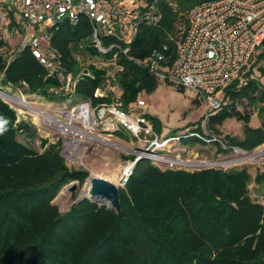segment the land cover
<instances>
[{"label":"trees","instance_id":"16d2710c","mask_svg":"<svg viewBox=\"0 0 264 264\" xmlns=\"http://www.w3.org/2000/svg\"><path fill=\"white\" fill-rule=\"evenodd\" d=\"M141 1L153 5L160 19L156 24L138 25L127 55L116 48L103 54L94 47L86 18L77 25L64 21L51 29V45L62 53L61 69L79 78L72 95L64 92L62 81L49 75L29 49L9 64L0 52V85L53 102L73 97L75 102L90 99L93 105L110 102L117 96L111 91L95 96L109 68L85 64L89 57H100L120 67L112 83L128 108L141 92H151L159 83L137 62L160 51L172 63L190 27L188 12L212 0ZM102 42L108 46L120 41L103 37ZM3 45L0 36V49ZM263 58L264 51L258 61ZM259 70L264 74V66ZM245 81L225 88L231 104L211 117L208 128L220 134L217 125L224 119H242L244 136H226V143L251 151L264 143V86L254 78L253 67ZM242 100L258 106L261 126L248 125L249 114L237 107ZM0 120L5 121L0 131V264H264V204L251 196L248 168L255 166V182L264 183V162L226 170H189L162 168L140 158L120 189L119 213L87 197L78 198L62 212L53 203L58 192L72 180L83 183L86 175L62 178L75 168L62 155L61 141L42 139L43 150L30 144L37 138L36 127L18 120L17 110L1 97ZM151 121L160 134L159 125ZM197 130L203 132L201 126ZM195 142L204 143L196 137L183 139L187 145Z\"/></svg>","mask_w":264,"mask_h":264},{"label":"built area","instance_id":"2783aa9c","mask_svg":"<svg viewBox=\"0 0 264 264\" xmlns=\"http://www.w3.org/2000/svg\"><path fill=\"white\" fill-rule=\"evenodd\" d=\"M188 16L190 27L179 43L172 63H168L167 56L160 51H154L137 63L158 81L176 85L201 101L205 120L200 125L203 132L195 127L183 135L162 138L153 122L145 117L146 102L140 98L128 108L119 96L96 105L90 99H84L69 110L52 113L25 100V105L19 104L11 99L18 97L6 90L11 95L5 94L1 98L12 106L14 103L43 112L34 114L43 117V126L57 129L64 135L61 153L71 163L85 138L101 139L92 132L97 126H102L105 131L124 130L132 134L143 146L141 158L157 165L165 164L168 168L226 170L263 162L264 143L251 151L229 145L209 131L208 121L222 108L225 88L234 81L245 82L247 72L264 45V0H212L192 8ZM82 18L89 21L93 46L101 53L116 48L127 55L138 25L156 24L160 14L153 5H146L141 0H0V36L4 41L0 52L5 54L9 64L17 54L29 49L49 75L62 81L64 92L72 95L79 78L61 69L62 53L51 45V29L64 21L77 25ZM103 37H116L122 43L113 42L107 46L102 42ZM115 77L108 73L95 96H106L109 88L114 86ZM14 108L19 116L20 108ZM60 121L63 125H59ZM191 137L206 144L219 143L223 151L212 159H184L162 154L172 142ZM92 144L97 146V143ZM130 163L133 165V160ZM127 173H124L123 181L128 179Z\"/></svg>","mask_w":264,"mask_h":264},{"label":"rangeland","instance_id":"374dc122","mask_svg":"<svg viewBox=\"0 0 264 264\" xmlns=\"http://www.w3.org/2000/svg\"><path fill=\"white\" fill-rule=\"evenodd\" d=\"M43 30L44 28H42V31ZM16 38L18 37H15L14 39ZM263 51L264 45L261 47L258 55H256L252 67L254 78L264 86V74L259 70L260 66H264V58L260 60L261 62L258 61V56ZM90 63L109 68V74L111 77L116 76V73L119 70L118 66L113 64V62L105 61L100 57L87 58L85 64ZM158 82V85L153 91L141 92L140 99H143L146 102V107L144 108L146 114L145 117L150 120L152 119L159 125L160 133H164V135H183L186 130H192L194 127L198 128L205 121L203 120L204 110L202 104L196 100L194 94L188 93V91L165 81ZM0 87L14 94L18 98L31 103L34 107L51 113L56 110H69L80 101L77 99L75 102L74 97L62 102L47 101L40 95L22 93L20 89H11L10 87L4 88L1 85ZM109 89L111 92L119 96L118 94L120 91L116 85H114L112 89ZM13 106L20 108V111H18V120L25 119L37 127V138L33 142V145L36 148L41 149L40 144L42 139H48L52 142L63 140L64 135L61 134L59 130L47 128L42 125V121H44L42 116L35 115L34 112L28 108L25 109V107H20L17 104L13 103ZM237 107L241 113H254L253 107L250 106L246 100L238 101ZM217 127L219 132L224 135L230 134L232 131L242 132L244 121L235 116H231L224 119L222 123L217 125ZM120 131L124 132L125 135L123 137L117 136L116 133L112 131H105L102 126H97L96 130L92 132L99 136L101 141H93L92 138L87 137L84 139V142L79 145V149L75 152L76 157L72 159V163L69 161H67V163L72 168L88 171L90 176L86 177L83 183H80L78 180H72L62 187L53 201L54 204L58 205L60 211L63 212L68 209L70 204L78 198L88 196V186L91 177L97 176L104 178L116 185H120L123 182L124 169L129 166L128 163L132 161L131 159H128L127 156L134 155L130 150L124 148L142 149L143 146L140 141L133 137L132 134H129L124 130ZM92 142L97 143V146L93 145ZM183 145V143L178 141L172 142L170 147L162 151V154L170 157L194 159L192 156H189L190 153H188V151L190 148L184 147ZM245 165L249 166L251 164ZM159 166L162 168L166 167L165 164H160ZM248 168L252 179L251 196L253 199L264 204V183L257 184L255 182L257 171L255 166H250ZM187 169L194 170L199 168L188 167ZM73 182L76 184V190L74 192L68 189L69 184H72Z\"/></svg>","mask_w":264,"mask_h":264},{"label":"water","instance_id":"95a60500","mask_svg":"<svg viewBox=\"0 0 264 264\" xmlns=\"http://www.w3.org/2000/svg\"><path fill=\"white\" fill-rule=\"evenodd\" d=\"M84 73H87V69H84ZM0 97L4 96L5 94L11 95L9 92H6L3 88L0 87ZM144 151L142 149H131L130 152L135 155V159L133 160L132 168L129 170L127 174H131L136 162L142 157L140 152ZM84 173L86 177L90 176V173L86 170L82 169H73V170H67L63 175L64 177H72L77 174ZM90 184L88 186V196L87 198L95 202L97 204H107L111 208H113L117 213L121 211V204L119 200V192L120 189L124 186L125 182L124 180L120 185H116L104 178H100L97 176L90 178ZM68 189H70L72 192L76 190V184L73 182L72 184H69Z\"/></svg>","mask_w":264,"mask_h":264},{"label":"crops","instance_id":"0c3cea01","mask_svg":"<svg viewBox=\"0 0 264 264\" xmlns=\"http://www.w3.org/2000/svg\"><path fill=\"white\" fill-rule=\"evenodd\" d=\"M239 84H243L244 85V84H246V81L243 82V83H239ZM120 93L121 92H119L118 95H120ZM196 100L199 103H201V101L197 97H196ZM228 104H231V100H230L229 97L226 96L225 90H224L223 95H222V107L226 106ZM202 107H203V105H202ZM252 107H253V110H254L253 114L252 113H243V114H249L248 125L251 126V127L256 128V127L261 126V117H260V114L258 112V106H252ZM217 112H214L213 115H215ZM210 120H211V118L209 119V121ZM244 126H245V123H244ZM36 129H37V127H36ZM194 129H195V127L192 128V130H194ZM208 129H209V131L212 134H214L215 136L219 137L221 140H224V142H228L227 139H226V136H232V137H238V138H242L244 136V128H243L242 132L241 131L240 132L232 131L230 134H227V135H224L222 133L217 134V133H215L213 131V129H211V128H208ZM172 134H174V133H172ZM160 135L162 136V138H165L167 136H171V134L164 135V133H160ZM176 135H178V134H176ZM25 139L27 140L26 137H24V140ZM181 143H183V140L181 141ZM30 144H33V142H31ZM183 144H184L183 145L184 147H189L190 148V150L188 151V153H190L189 156H192L194 159H212V158H215L219 154L222 153V151L221 152L219 151V146H218L217 143L206 144V143H202V142H195V144H193V145H187L185 143H183Z\"/></svg>","mask_w":264,"mask_h":264},{"label":"bare ground","instance_id":"6f19581e","mask_svg":"<svg viewBox=\"0 0 264 264\" xmlns=\"http://www.w3.org/2000/svg\"><path fill=\"white\" fill-rule=\"evenodd\" d=\"M0 90H2V89H0ZM11 99H13L14 101H16L17 103H19V104H22V105H25V102L22 100V99H20V98H15V97H11ZM28 106V105H27ZM30 108V110H32L34 113H37V112H39V113H43V112H41V111H39V110H37V109H34L33 107H29ZM33 108V109H32ZM26 109V108H25ZM34 116V115H33ZM47 117V116H46ZM48 117H50V116H48ZM51 118V117H50ZM35 119V118H34ZM59 125H63V123L60 121L59 122ZM101 141V140H100ZM123 148V147H122ZM124 149H126V150H131V149H128V148H124ZM128 165L129 166H127L125 169H124V173L125 172H129V170L132 168V163H128ZM123 173V174H124Z\"/></svg>","mask_w":264,"mask_h":264},{"label":"clouds","instance_id":"9594fccd","mask_svg":"<svg viewBox=\"0 0 264 264\" xmlns=\"http://www.w3.org/2000/svg\"><path fill=\"white\" fill-rule=\"evenodd\" d=\"M4 123H5V121L0 120V131L3 130V128H4Z\"/></svg>","mask_w":264,"mask_h":264}]
</instances>
